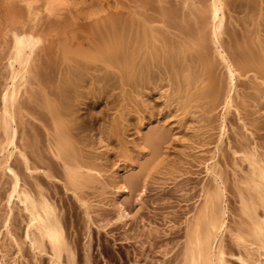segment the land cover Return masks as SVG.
Here are the masks:
<instances>
[{"label": "bare ground", "instance_id": "6f19581e", "mask_svg": "<svg viewBox=\"0 0 264 264\" xmlns=\"http://www.w3.org/2000/svg\"><path fill=\"white\" fill-rule=\"evenodd\" d=\"M20 3L0 9V264H77L44 181L89 229L107 191L122 218L197 173L168 262L264 264V0H130L83 23Z\"/></svg>", "mask_w": 264, "mask_h": 264}, {"label": "rangeland", "instance_id": "374dc122", "mask_svg": "<svg viewBox=\"0 0 264 264\" xmlns=\"http://www.w3.org/2000/svg\"><path fill=\"white\" fill-rule=\"evenodd\" d=\"M32 1L47 6L48 12L53 13V22L68 20L70 23H83L122 10L130 0ZM152 4L155 5L153 2ZM14 5L22 8L20 0H0L2 11ZM42 152L49 156L44 148ZM199 177L201 178L197 173L189 175L187 181L179 184L150 185L141 197L130 196L124 200L126 215L122 218L113 206L114 194L107 191L108 193L98 196L97 201L94 199L89 229L86 228L88 221L84 220L86 216L82 209L74 201L72 194L65 192L60 182L50 185L44 181L43 187L55 199L58 207H61L67 225V236L70 237L69 240L73 238L71 241L77 264H170L168 260L178 253L176 249L179 250L180 243L184 240V223L195 205L200 188ZM84 249L88 250L87 254ZM40 264H47L46 258Z\"/></svg>", "mask_w": 264, "mask_h": 264}]
</instances>
